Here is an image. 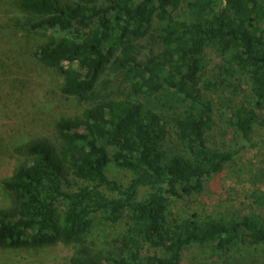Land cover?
Returning <instances> with one entry per match:
<instances>
[{"label":"trees","instance_id":"obj_1","mask_svg":"<svg viewBox=\"0 0 264 264\" xmlns=\"http://www.w3.org/2000/svg\"><path fill=\"white\" fill-rule=\"evenodd\" d=\"M181 3L0 0L9 14L5 26L36 38L33 46L22 41L28 56L57 78V92L75 108L56 115L49 133L28 128L24 139L8 138L4 146L0 264L59 245L71 250L64 264H185L188 251L200 247L221 264H238L229 257L236 248L264 252V214L170 215L176 201L220 182L243 152L209 146L217 110L198 73L213 48L230 59L221 74L243 78L264 103V0H191L178 13ZM143 38L162 50L142 58ZM108 70L122 76L131 95L114 100L97 92ZM157 97L161 105L149 103ZM164 107L176 111L171 119L160 115ZM229 112L236 140L254 143L257 112L247 105ZM111 164L132 173L128 185L110 178ZM95 220L122 222L124 230L97 242L90 237Z\"/></svg>","mask_w":264,"mask_h":264},{"label":"rangeland","instance_id":"obj_2","mask_svg":"<svg viewBox=\"0 0 264 264\" xmlns=\"http://www.w3.org/2000/svg\"><path fill=\"white\" fill-rule=\"evenodd\" d=\"M190 1L182 0L178 13L186 10ZM8 17L5 8L0 7V140L3 142V147H0V160L9 156L4 147L8 144V138L24 139L28 128L38 134H47L52 130L53 118L56 115L73 114L75 111L73 105L57 92V78L37 60L28 56L29 48L27 49L22 41L33 46L36 38L28 37L22 27L15 30L13 26H5ZM15 20L20 26H24L19 22L20 16ZM137 44L142 58L149 57L152 51L158 53L162 50L160 45L153 47L150 38H143ZM229 60L228 56H221L215 49H207L201 59V70L198 73L199 87L217 110L216 126L207 135L209 146L214 150L243 148V152L220 182L212 179L207 182L203 194L194 195L185 201H176L170 209L172 216L197 209L228 217L264 214V103L255 101L250 94L249 84L243 78L238 80L236 76L227 77L221 74L220 68ZM97 92L103 98L116 100L131 95L132 89L119 73L108 70L99 80ZM163 102L162 98L157 97L149 103L157 106ZM241 105H247L249 109L257 112V132L252 144L236 140L229 126V109ZM168 109L170 108L159 109L164 119H171L176 113L175 110ZM21 127H24V130L13 131ZM108 174L123 185H128L133 178L130 171L112 164L108 168ZM149 192L151 191L140 192L139 199H143ZM123 230L122 222L109 224L95 220L90 237L100 242L105 237H115ZM70 256V248L59 245L53 250L11 256L7 258L6 264H64ZM229 257L238 264H264V252L255 253L248 248L247 251L236 248ZM185 258V264L223 263L209 247L191 249Z\"/></svg>","mask_w":264,"mask_h":264}]
</instances>
